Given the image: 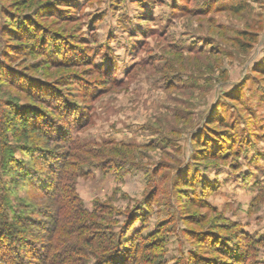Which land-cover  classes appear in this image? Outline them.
<instances>
[{
	"label": "rangeland",
	"instance_id": "1",
	"mask_svg": "<svg viewBox=\"0 0 264 264\" xmlns=\"http://www.w3.org/2000/svg\"><path fill=\"white\" fill-rule=\"evenodd\" d=\"M0 72L9 111L54 126L24 138L0 117L3 204L29 237L51 240L60 168L68 243L112 232L140 242L135 264H264V0H0Z\"/></svg>",
	"mask_w": 264,
	"mask_h": 264
},
{
	"label": "trees",
	"instance_id": "2",
	"mask_svg": "<svg viewBox=\"0 0 264 264\" xmlns=\"http://www.w3.org/2000/svg\"><path fill=\"white\" fill-rule=\"evenodd\" d=\"M6 32L7 35H13L11 38L12 40L16 39L22 41L23 39H27L23 36L24 34L20 33L19 27H14ZM12 55L13 54H10L7 57L11 58ZM1 63L5 64L6 62L5 60H1ZM0 74L8 78L7 72H4V74L0 72ZM106 83H109V81ZM27 92L31 93L32 90L28 88ZM30 96H32V93ZM15 107L9 111L8 104L5 103V101H0L1 120L9 114V117L15 122L13 127L19 129L14 130L16 133H19V135L24 138L29 137V134L37 137H45L51 134L48 131L54 128V126L49 127V130H45L40 126L37 116L35 117L36 120H34V118H30L29 115ZM58 135V133L54 134L55 137H59ZM201 145L203 144L201 143ZM23 164L24 162L19 163L16 167L13 166L11 171H15L14 169H18V167H21ZM53 174L54 176L50 177L49 182H47L49 180L47 179V186L44 189L45 194L52 197L57 205V208H55L56 210L49 212V215L54 213L58 221L52 234L49 236L51 239H49L50 242H41L29 237L27 233L28 228L20 227L17 220H10L9 214L3 204L4 188L0 186V264H135L136 258L140 253V242L136 243L135 247L132 248L129 244L127 245L124 243V234H120L115 238L112 232H102L101 235H98L99 237H86L80 232L74 236L75 241L73 244L67 242V239H72L70 236H68L67 239L63 237L66 235L63 223L65 219L68 218L64 212V210L67 209V203L65 201L61 202L58 195L60 194L58 191H60L62 187L61 183H59L62 177V171L58 168ZM55 175H57V181L54 183ZM0 185H2V183ZM79 211L81 212V219L85 223H96L94 219L101 221L105 219L100 213H97L98 211L96 209L92 212H87L83 204ZM86 228L88 227L81 226L79 231H83V229ZM84 232L85 231H83V233ZM95 249L100 250L97 252ZM132 249L135 251L134 254ZM27 254H29L28 258L26 256ZM56 255H59V258L56 259ZM89 256L95 257V260H83ZM232 258H234V254ZM222 263L225 264L226 262L222 261Z\"/></svg>",
	"mask_w": 264,
	"mask_h": 264
}]
</instances>
